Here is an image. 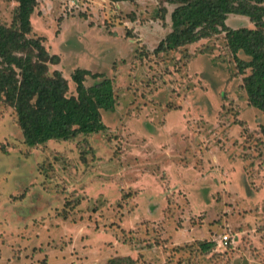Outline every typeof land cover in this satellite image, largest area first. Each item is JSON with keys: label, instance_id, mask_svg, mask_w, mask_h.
<instances>
[{"label": "rangeland", "instance_id": "rangeland-1", "mask_svg": "<svg viewBox=\"0 0 264 264\" xmlns=\"http://www.w3.org/2000/svg\"><path fill=\"white\" fill-rule=\"evenodd\" d=\"M16 7L0 0V25L15 29ZM173 9L36 0L30 37L59 57L49 75L75 96L71 75L88 70L100 77L84 84L108 78L117 99L103 132L34 147L0 101V264H264V114L248 104L249 70L237 74L224 34L154 52Z\"/></svg>", "mask_w": 264, "mask_h": 264}, {"label": "trees", "instance_id": "trees-1", "mask_svg": "<svg viewBox=\"0 0 264 264\" xmlns=\"http://www.w3.org/2000/svg\"><path fill=\"white\" fill-rule=\"evenodd\" d=\"M15 29L0 25V101L15 112L23 142L34 147L49 141H69L78 135L103 132L102 113L116 106L113 82L108 78L86 86L85 77H100L77 69L71 75L75 96H67V80L49 65L59 63L38 39L30 37L36 0H16ZM114 2L134 0H111ZM174 6L171 31L160 41L156 53H167L224 34L237 74L244 76L243 89L249 106L264 114V0H165ZM229 15L242 16L251 28L232 29ZM249 59L243 60L238 53ZM264 138V127L261 129ZM213 242L201 244L205 252ZM106 264H134L128 256L115 257Z\"/></svg>", "mask_w": 264, "mask_h": 264}, {"label": "built area", "instance_id": "built-area-1", "mask_svg": "<svg viewBox=\"0 0 264 264\" xmlns=\"http://www.w3.org/2000/svg\"><path fill=\"white\" fill-rule=\"evenodd\" d=\"M228 242H229V238H228V236H227V235H224V236L222 237V239H221V243H222V245H227Z\"/></svg>", "mask_w": 264, "mask_h": 264}]
</instances>
